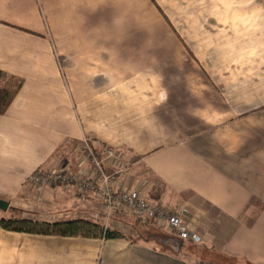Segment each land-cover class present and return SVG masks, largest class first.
<instances>
[{
    "label": "crops",
    "instance_id": "obj_1",
    "mask_svg": "<svg viewBox=\"0 0 264 264\" xmlns=\"http://www.w3.org/2000/svg\"><path fill=\"white\" fill-rule=\"evenodd\" d=\"M0 70L24 80L0 116V220L112 227L95 196L28 183L87 139L201 238L149 218L136 240L0 226V264H264V0H0Z\"/></svg>",
    "mask_w": 264,
    "mask_h": 264
},
{
    "label": "built area",
    "instance_id": "obj_2",
    "mask_svg": "<svg viewBox=\"0 0 264 264\" xmlns=\"http://www.w3.org/2000/svg\"><path fill=\"white\" fill-rule=\"evenodd\" d=\"M77 152L75 167L37 171L29 177L28 183L36 189L65 188L81 196H95L109 213L124 211L138 219L149 218L161 227L171 228L183 242L201 243V238L189 230L183 214H173L139 190L127 186L125 176L129 164L123 150L108 147L99 153L85 139Z\"/></svg>",
    "mask_w": 264,
    "mask_h": 264
},
{
    "label": "trees",
    "instance_id": "obj_3",
    "mask_svg": "<svg viewBox=\"0 0 264 264\" xmlns=\"http://www.w3.org/2000/svg\"><path fill=\"white\" fill-rule=\"evenodd\" d=\"M23 85V79L9 75L0 70V116L7 112ZM0 226L2 229L10 232L42 236L106 240L124 237L120 230L115 229L116 227H110L103 222H92L87 220L49 223L29 219L3 218L0 220Z\"/></svg>",
    "mask_w": 264,
    "mask_h": 264
},
{
    "label": "rangeland",
    "instance_id": "obj_4",
    "mask_svg": "<svg viewBox=\"0 0 264 264\" xmlns=\"http://www.w3.org/2000/svg\"><path fill=\"white\" fill-rule=\"evenodd\" d=\"M120 213L115 214L114 224L113 227L120 228L119 230L121 233L126 237V235L131 239H139L140 237H145L146 235H154L155 231H142L140 227L142 228L144 224H142L143 220H138L136 217L129 216V213L124 211H118ZM108 225V224H107ZM144 235V236H143ZM190 253H192L195 256H197L199 259H203L204 257H210L206 254H203L202 251L198 252L197 250H192ZM211 260V259H210ZM214 263L221 264L220 260H215ZM233 264V263H232Z\"/></svg>",
    "mask_w": 264,
    "mask_h": 264
},
{
    "label": "water",
    "instance_id": "obj_5",
    "mask_svg": "<svg viewBox=\"0 0 264 264\" xmlns=\"http://www.w3.org/2000/svg\"><path fill=\"white\" fill-rule=\"evenodd\" d=\"M10 208V202L0 198V211L7 212ZM183 245V242H180Z\"/></svg>",
    "mask_w": 264,
    "mask_h": 264
}]
</instances>
